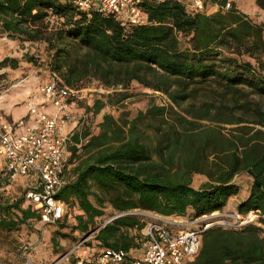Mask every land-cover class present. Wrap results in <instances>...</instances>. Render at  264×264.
<instances>
[{"label": "trees", "instance_id": "trees-1", "mask_svg": "<svg viewBox=\"0 0 264 264\" xmlns=\"http://www.w3.org/2000/svg\"><path fill=\"white\" fill-rule=\"evenodd\" d=\"M254 3L264 9V0ZM140 7L144 23L124 25L68 0H0V28L10 37L41 40L48 18L59 19L46 41V63L65 85L78 89V82L94 80L121 102L127 96L116 90L135 83L167 99L131 119L104 115L99 132L86 133L82 150L71 148L74 179L56 198L68 205L66 218L75 211L72 230L89 234L106 206L115 215L145 211L189 220L221 212L240 194L234 179L241 173L252 184L237 212L264 216V24L234 4L212 14L176 0H144ZM104 105L96 100L91 109L98 113ZM195 175L206 179L198 189ZM24 179L26 191L36 186L34 176ZM20 203L0 202L1 230L40 223L32 206ZM147 224L137 215L116 217L86 246L134 252L140 245L128 231L144 232ZM185 264H264V230L212 226L201 235L199 254Z\"/></svg>", "mask_w": 264, "mask_h": 264}, {"label": "built area", "instance_id": "built-area-1", "mask_svg": "<svg viewBox=\"0 0 264 264\" xmlns=\"http://www.w3.org/2000/svg\"><path fill=\"white\" fill-rule=\"evenodd\" d=\"M82 12H96L124 25L144 23L141 4L144 0H68ZM164 2L165 0H156ZM189 11L206 13L222 12L230 8L227 2L219 6L214 0H176ZM10 42V35L0 28V48ZM10 57L11 55L8 54ZM9 70L0 68V94L8 89L11 80ZM39 99L30 96L25 100V113L12 120L0 112V180L35 177L36 186L27 190L24 199L39 216L40 223L55 226L62 223L68 213V205L56 198L60 190L74 179L73 165L69 164L70 150L77 153L88 142L91 113L78 107L84 90L69 87L60 77L48 71L44 79L35 78ZM89 133V132H88ZM136 212L115 215L100 225L97 232L114 218L134 215ZM216 215V216H215ZM219 216L217 212L184 221L178 218L155 217L144 228L147 245L141 255L123 250L93 249L84 258L75 251L86 247L91 235L81 238L54 262L38 263L32 259L29 244H21L17 252L18 264H185L193 260L201 249V235L212 226L240 230L254 225L264 230V216L259 211L245 215L237 211L220 214L222 219L209 222Z\"/></svg>", "mask_w": 264, "mask_h": 264}, {"label": "rangeland", "instance_id": "rangeland-1", "mask_svg": "<svg viewBox=\"0 0 264 264\" xmlns=\"http://www.w3.org/2000/svg\"><path fill=\"white\" fill-rule=\"evenodd\" d=\"M235 5V7L241 12L247 15V17L255 24H264V9L261 10L256 6L254 0H225ZM217 11L210 10L206 14H212ZM49 30L43 35V39L35 41H26L23 37H10L11 43L8 47L0 48V68L9 69V77L11 80L10 86L6 91L0 95V111H4L5 104H11L13 107L22 106V100L27 94L29 87L31 89L36 87L37 81L35 78L44 79L47 75L49 68L46 59L48 56L47 40L50 39L52 31L59 27V19L54 16L48 18ZM10 48V49H8ZM8 54L11 56L9 57ZM5 59L16 61V67H13L12 62L8 61L3 65ZM36 82V83H35ZM75 87L81 92L82 99L78 102V107L91 113V127L89 133H98L99 124L102 121L104 115H110L115 120L131 119L139 111L144 110L150 103L165 104L167 99L153 91L145 90L144 88L134 84H131L127 89H117L116 92H121L127 96L121 102H118L119 97L108 98V94H114V91H108L102 88L98 82L90 79H85L78 82ZM29 90V89H28ZM21 96L22 99L20 98ZM96 100L104 102V107L100 112H95L93 104ZM264 106V99L260 100ZM206 179L200 176H194L192 181V187L198 189V187L205 182ZM234 181L241 188V192L238 197L234 198L235 201H241L250 190L252 184V177L247 173H241L236 176ZM6 184H0V202L3 204H12L17 200H21V208H26L27 204L23 199L26 192V185L30 184L24 178H18L13 181L4 182ZM237 210H226L217 212L219 216L209 220L214 222L222 219L220 214L225 212H234ZM136 212L141 221L150 222L155 220V217H161L154 213L145 211H133ZM115 216L113 209L106 206L104 209V215L96 219V223L91 226L89 234L85 235L77 232L74 234L72 228L77 225L75 219L76 213L72 209L70 210L69 218H66L62 223L55 226H45L41 223L29 220L26 224L18 226L15 230L6 232L0 229V264H17V252L18 248L23 243H28L32 246L33 250L30 252L32 259L38 263H51L54 262L64 250L71 249L76 240H80L83 237L91 235L88 242H93L94 235L98 232L94 230L96 226L103 225L105 222ZM155 216V217H154ZM216 216V215H215ZM184 221L189 220L184 218ZM93 230V231H92ZM88 231V232H89ZM92 231V232H91ZM87 232V233H88ZM130 236L135 238V242L140 246L134 248L136 255H141L144 248V232L143 231H128ZM92 248L89 246L79 248L75 251V256L84 258L90 252ZM69 262H63L68 264Z\"/></svg>", "mask_w": 264, "mask_h": 264}, {"label": "crops", "instance_id": "crops-1", "mask_svg": "<svg viewBox=\"0 0 264 264\" xmlns=\"http://www.w3.org/2000/svg\"><path fill=\"white\" fill-rule=\"evenodd\" d=\"M11 43V39H10V42H9V44ZM9 44L8 45H6L5 47H8L9 46ZM8 49H10V48H8ZM3 69H6V68H3ZM8 69V68H7ZM9 70V69H8ZM9 73V72H8ZM47 73H48V71H47ZM36 83V82H35ZM29 89V90H28ZM28 89H26L28 92H27V94H26V96H24V98H23V100H22V106H19V107H13V106H11V104H5L4 105V111L5 112H2V111H0L1 113H3V114H5L6 116H8L10 119H12V120H17L19 117H21L24 113H25V100H26V98L27 97H30V96H33V97H35V98H37V99H39L40 98V96H39V94H38V90H37V83H36V87L34 88H32L31 89V87H29ZM2 94V93H1ZM0 94V95H1ZM22 97L23 96H21L20 98L22 99ZM195 176H200V175H195ZM200 177H203V176H200ZM205 178V177H204ZM236 197H238V196H236ZM236 197H233V198H231L230 200H229V202L227 203V205H226V207L223 209V211H226V210H237V207H238V205L242 202V201H244L245 199H246V197H247V195L244 197V198H242L241 199V201H238L237 200V202L235 201V199L234 198H236ZM25 203L27 204V206L28 205H30L27 201H25ZM27 208V207H26ZM25 207L23 208V209H26ZM32 208V207H31ZM33 209V208H32ZM31 220H33V219H31ZM77 233V231H74V234H76ZM23 244H28V243H23ZM30 245V244H29ZM18 264V263H17Z\"/></svg>", "mask_w": 264, "mask_h": 264}]
</instances>
